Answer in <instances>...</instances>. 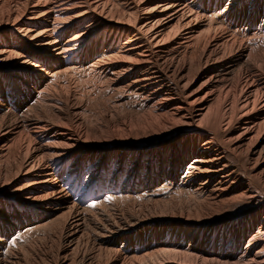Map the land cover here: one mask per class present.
I'll return each instance as SVG.
<instances>
[{
  "label": "bare ground",
  "instance_id": "1",
  "mask_svg": "<svg viewBox=\"0 0 264 264\" xmlns=\"http://www.w3.org/2000/svg\"><path fill=\"white\" fill-rule=\"evenodd\" d=\"M0 264H264V0H0Z\"/></svg>",
  "mask_w": 264,
  "mask_h": 264
},
{
  "label": "rangeland",
  "instance_id": "2",
  "mask_svg": "<svg viewBox=\"0 0 264 264\" xmlns=\"http://www.w3.org/2000/svg\"><path fill=\"white\" fill-rule=\"evenodd\" d=\"M195 87V86H194ZM109 95H107V94H100L99 96L98 95H96L95 96V98H96V101L97 102H93L95 105H98V108H97V112L99 113V111H102L103 109H104V107H106V106H114V107H120L118 110L120 111V112H134V113H137V112H139V110H140V108L139 109H137L138 108V106L139 105H137L136 106V108L135 107H128V106H126V105H119V106H116L115 105V102H116V96L115 97H113V96H109ZM106 97V98H105ZM115 100V101H114ZM134 101V100H133ZM104 102V103H103ZM102 103V104H101ZM101 105V106H100ZM106 105V106H105ZM102 107V108H101ZM122 107H123V109H122ZM137 110V112H135V109ZM95 125V124H94ZM178 193L176 194H174V197H175V195H176V197L177 198H180L181 197V199H186V198H188V196H187V194L186 193H184V192H182V191H177ZM179 194V195H178ZM179 197H178V196ZM166 198H168V197H166ZM181 201H183V200H181ZM183 203V202H182ZM186 204V203H185Z\"/></svg>",
  "mask_w": 264,
  "mask_h": 264
}]
</instances>
